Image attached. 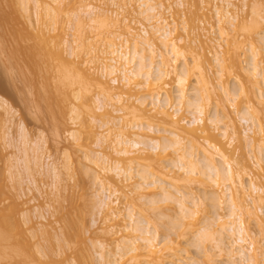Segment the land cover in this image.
<instances>
[{"label": "bare ground", "instance_id": "obj_1", "mask_svg": "<svg viewBox=\"0 0 264 264\" xmlns=\"http://www.w3.org/2000/svg\"><path fill=\"white\" fill-rule=\"evenodd\" d=\"M8 1L15 18L23 20L28 31L26 32L31 33L29 36L32 39H35L34 34L39 21L42 25L40 31L48 36L49 43L52 42L54 37H51L50 33L57 30L58 23L56 12L54 15V5L62 3V0ZM110 1L125 14L121 15L118 10L105 11L98 6L104 0H96L97 4L91 3L93 2L91 0L83 5L79 12L73 14L80 24H83L84 20L87 23L88 20L91 25L94 23L100 25L99 27L95 25L97 31L99 29L96 31L98 33L96 38L101 37L100 40L104 37L102 34H108L101 45L88 42L86 44L81 38H79L81 41L72 42L62 35L61 38L59 35L56 36V42L45 52L46 55L52 53L58 62L53 77L57 82L55 87L57 93L51 95V90H48L43 97H37L39 102L37 106H44L49 113L59 104L64 112L68 106L66 103L69 105L73 103L69 110L71 121L75 125L80 124L79 126L92 134H99L96 130L98 127L105 128L107 135L105 132H102L104 135L95 134L96 146L101 148V151L86 158L88 163H91V170L93 169L96 196L99 198L97 207L104 212L102 224L105 225L103 232L107 239L106 242L97 244L101 264H216L217 257H211L212 253L215 254L214 249L219 251L218 255L228 258V264H264V207L261 206H264V29L257 31L259 26L260 28L263 26L264 22H261L264 21V16L257 23L258 20L253 18L257 16L258 11H252L254 17L252 16L251 22L258 24L257 28L253 23H250L252 26L246 25L242 28L240 34L243 40L240 41L237 35L240 23L236 22H245L242 16L245 11L240 5L244 3V6H247L246 0L242 3L240 0H219L222 5L216 3L211 6L214 11L211 15L214 16L209 15V10L204 12L203 9V13L199 14L198 11L201 10L194 8L197 12L194 10L193 15L199 18L207 17L212 21L214 17L217 27L212 23L213 31H210L209 28L205 29L206 24L201 28L200 23V26L192 29L195 37L191 38L197 39L203 47L210 43L212 35L218 36L213 37L217 48L222 49L221 42L227 43L228 47L224 46L227 48L224 59H221L222 55L220 56L219 50H216L217 56L213 59L215 63L213 64L216 65L215 74L219 77H224L225 74L227 75L225 79L230 76L235 77V80L247 78V81L240 83L241 86L238 84L240 87L236 91L227 84L215 83L216 77L214 78L213 73L215 68H212V61L205 54L206 51L195 50L191 46L196 43L195 40H188L185 44L182 34L178 33L179 27L165 17V13L172 10L178 13L184 6L183 0ZM200 1L199 4H195L197 0H194V4L190 3L191 10L193 6H200L201 3L207 9L210 2L215 0ZM133 2L136 3L134 5L136 8L132 7ZM2 3L0 0V12L4 13L5 9L1 10ZM33 11L37 16L36 24L31 19ZM179 12L182 13L181 10ZM134 13L137 20L136 16L133 17ZM99 15L105 16L100 22H98L100 18L96 20ZM139 16L147 21L148 25L139 21ZM193 17L195 16L189 18ZM191 19L189 21L193 20ZM189 21L186 22L187 25ZM137 23L139 28L135 26L136 29L134 25H138ZM235 25L237 29L234 31L232 27ZM241 25L243 27V24ZM2 26L1 48L3 41L6 40L4 36L9 32L5 33V30L11 28L5 23ZM87 26L90 25L83 27ZM110 26L115 27L114 30L110 29ZM182 27L181 30L185 32L187 26L182 24ZM16 28L21 31L17 35L14 34L16 37L10 33L12 43L16 42L13 44L14 48H8L9 35L6 40L9 42L6 43L8 47L4 45L5 43L3 45L12 50V53H16V55L13 53L16 64L17 59L20 61L21 50L24 52L26 50L34 64L33 72L38 71L36 67L41 62L44 49L35 41L32 45L30 43L25 46L22 36L26 32L24 31L22 36L19 35L24 27ZM33 29L36 30L32 31ZM119 29L120 33L117 31ZM187 29L190 35V27ZM205 38L206 41L210 40L207 45ZM121 40L122 42H118ZM181 42L183 44H180ZM5 50L1 55L6 52ZM242 51L245 53L244 57L247 55V60H241ZM82 55L88 56V60H81ZM14 61L15 58L12 62ZM18 67L22 70V67ZM23 75L25 76L24 72ZM95 90L98 93L94 107L90 104L92 113L91 121L88 122L89 119H81L82 113L79 108L84 105L85 92ZM70 97L80 103L74 104V101L70 103ZM213 97L217 101L214 107H211ZM243 100L248 104L245 107L241 106ZM6 101L0 97L1 108L8 105ZM116 103H120L122 108H115ZM9 107L8 105L5 108ZM109 109L115 114L127 110L131 115L130 121L132 120L129 123L132 124H126L120 116H112ZM9 110L10 108L7 111ZM102 111V114H97ZM187 114L190 118L185 116ZM107 115H111L112 118L97 119L98 116ZM262 133L263 139L258 140L256 136ZM69 134L74 144L78 142L76 131L73 130ZM109 135L114 136L112 140ZM242 135L251 147L248 157L241 151ZM237 141L240 153L236 156L235 149L238 147H232ZM70 157L67 155L68 163L65 164V160L64 166L61 165L69 170L68 175L71 171L73 173L72 167L69 166ZM56 165H53L54 168L51 167L53 177L56 181L63 180L59 177L63 176L66 170L63 169L65 172L62 174L60 173L62 169L58 172L59 167ZM29 169L30 176L33 177L34 174L31 172L34 170L33 166ZM0 182L3 184L1 180ZM196 182L204 185L206 188L204 194H197L201 191L200 188L196 192L195 187H190V184ZM3 185L0 186V194L4 193ZM204 187L202 189H205ZM3 201L4 199H0V264H52L42 262L38 258V253L33 252L28 244V238L21 229V223L10 213L9 207L4 205ZM77 209L75 211L82 212ZM169 211L171 214L174 213L171 215ZM201 212L204 214L207 212L206 220L203 213L202 217L199 216ZM209 213L214 215L212 219L208 217ZM77 219L79 221L80 217ZM64 221L67 222L66 218L63 220L66 229L64 231L62 229L64 234L62 232V238L58 239L62 245L59 244V247L64 248L63 251L71 248L74 250L77 248L74 244L79 247L83 243L80 238L84 239L82 230L84 228L79 222L80 225L78 224L74 232L73 229L70 230L72 221L67 224ZM81 221L83 222L82 218ZM190 236L193 237V243L195 240L198 242V248L203 252V256L205 255L202 262L184 256L187 250L182 248L183 240ZM209 246H212L214 252L209 250ZM84 252L86 253L85 250ZM81 253L77 264H90V253L82 255ZM47 255L49 256L46 252Z\"/></svg>", "mask_w": 264, "mask_h": 264}, {"label": "rangeland", "instance_id": "obj_2", "mask_svg": "<svg viewBox=\"0 0 264 264\" xmlns=\"http://www.w3.org/2000/svg\"><path fill=\"white\" fill-rule=\"evenodd\" d=\"M2 1L5 5V7L7 6L6 7L7 9L4 7V5L2 3L3 6L1 5V8H2L1 10L5 9L4 13L6 12L5 14H7V16H9V14L11 15L8 17L9 18V20H8L7 16L4 15V13H2L3 11L0 12V14L2 13L0 16L2 17V15H3L5 17H2V18L7 19L5 21V19L2 20V18L0 17L1 26L4 25V23H5V25H7V27L11 26V28L8 27V28H10V30H5L8 28H5L6 26H4L5 33H7V31H9L8 32L9 34L7 33L6 36H4V37H6V40H7V37L9 35L10 39L8 38V41L10 40L11 44L8 41L6 42V40H5V42L3 41V43H5L4 45H6V43H9L7 45H10V46L9 47L7 45L6 46L8 48L11 47L13 49L15 46V45L13 46V44H15L16 42L14 41L15 43H12L13 41H11V36L12 35L15 36V35H17L18 32L19 33L21 32L16 27H20L19 29L24 27V30L22 31V33L19 34L20 36H22L23 33H25L27 30L25 29V25H24L23 20H20L17 17L15 18V15L13 13V9H12L9 1L8 0H6V1L2 0ZM39 1L42 2L44 0H39ZM90 1L89 0H85V1L84 0H62L61 1L62 3L57 4L56 6L54 5V15L56 12L55 17H57L56 19H57L58 23L56 24L57 30L52 31L50 33V36L54 37V39H52V42L49 43V41H47L48 36H45L40 31V29L42 28L41 27L42 25H41V23H39V21L36 25L37 31H35L36 29L32 30V31H35V33H36V34H34L35 39L34 38L32 39L29 36L31 33L28 34L27 33L28 31L26 32L27 34L25 33L22 36V40H23V43L25 42V46H27V44H30V43L32 45V43L35 41V43H38L44 49V51H42L43 52L42 54H44V55L41 56V62L36 67L38 69V71L33 72L34 71V64H33L32 59L27 55L26 50H25V52H24V50L23 51L21 50V52L19 51L20 52L19 54H21V55H19L20 61L17 59V64H16V57H14V55H13V53H15V52L12 53L11 52L12 50H10L11 48L9 50H8V48H5L3 43H2V48L4 46L3 50L0 47L2 51H4L6 49L5 50L6 52H3L4 53L3 55H1L2 51L0 50V55L3 58V59H1V57H0V97L7 100L6 103H8V105L10 106L9 111H7L9 108L8 109L5 108V107H8V105H6L3 108L0 107V180L2 181V183L4 185L1 184V182H0V184L3 185L4 189H5L4 190L5 194L4 193L0 194V199H4V201H3L4 205L9 207L10 213L16 218V220H19V222L22 225L21 229H23L25 236L28 238V244L32 247L33 252H35L36 254L38 253V258L44 263L77 264L79 253L82 252L84 254H87V252H88V254L90 253L89 257L91 256L90 257V259H91L90 264H101V257H100V254L98 253V250H97V244H99L100 242H106V239H107L106 235L103 232L105 225L102 224V218H103L104 212L102 213V210L100 211V208H98L99 205H97V203L99 202V198L96 196L97 195L96 191H95L96 188L94 185L95 181H94L93 175H92L93 169L91 170V163H88V161L86 159L88 156L95 155L97 151H99V150L101 151V148L97 147L96 143H95V139H96L95 134H98V133H95L96 131H93L95 134H92L86 128L79 126L80 124L75 125L71 121L69 110L73 104L72 102L74 101V98L71 99V97H70L69 102L72 104L69 105L68 103H66V105H68V106L65 108L66 110L64 109V112L62 111L63 107H61L60 104L58 106L54 107L53 112H50V113L48 111H46L47 109H45L44 106H42V105L37 106V102H38L37 97H43L44 95L47 94L48 90H51V95L55 94V92L57 93V91L55 90L57 82L53 77H54L55 67L57 66L58 62L52 53L46 55L47 48L49 50V46L52 47L54 42H56V40H57L56 36L57 35H59L60 38L62 35L63 37L67 38L68 40H70L72 42H74L75 40L77 42L84 40V43H86V44L88 42V43L96 44L97 46H98V44L101 45V42L102 41L104 42L105 39L107 38L106 37L108 35L107 33L104 35L102 34V36H104L105 38L103 37L100 40H99V38H101V37L96 38V36H97L96 34H98V33H96L97 27H95V25L99 27L100 26L99 24H95V23L93 24L92 23L93 25H91V23L88 22V20H87L88 24L85 22V20H84V22L82 21L83 24H80L79 21H76L74 15H73L74 13L79 12L82 9V6L87 4V2L89 3ZM92 1L93 2H91V3H93V4L98 3V2H95L96 0H92ZM242 1L243 0H240L241 3H242ZM246 1H245V3L247 4V6H244L245 5L244 3H242L243 4V6H242V4L240 2H238L239 5L241 4L240 7H242L243 11L246 12V13L244 12L245 14L243 13V11H242L243 14L240 13V15L242 14V16L244 17L245 22H243V21L236 22V24L240 23V26H241V27L238 26V30H237V31H239V33H237V35H238L240 41L243 40V38L241 37V34H240L241 33L240 30L242 28H244L246 25L252 26L250 23L254 24V21L251 22L252 21L251 18L254 17L253 16L254 15L253 10H256V11H258V13H260V14L257 13L258 17L255 16L253 18V20H255V19L258 20V22L256 21L257 23H259V21L262 20L261 18L264 16V0H246ZM41 2H39V4H41ZM198 2L200 3L201 1L197 0V2H195V4L196 3L199 4ZM134 3L135 2H133L132 7H134V5H136V3L135 4ZM183 3H184V6L180 8V10L182 12L181 14H179L180 10H178V13H176V12L174 13V11L172 10L170 12H166L165 17L169 20V22H171V23L175 22L176 26L179 27L178 30H180V31H178V33H180V35L182 34L181 36L184 39L185 44H187L188 40H195L196 43L191 45V46L193 48H195V50H198L199 52L203 51V50L206 51L205 54L208 56L209 60L211 59L212 68L214 69L216 65H214L215 63H214L213 59L215 58V56H217V55H215V53H216L215 51L219 50L218 52H219L220 56L222 55L221 59H224L223 56L226 55L225 53L227 50V48H225L226 47L225 45H227V43L224 42V43H226V44H224L223 42H221V45H223L222 49H221V48H217L216 42L214 41V38H213V37H218L217 35H215V36L212 35L210 37L212 39L211 41L209 39L206 41V38H205V42H206L205 45H207V42L210 41L209 44L214 48V50H212L213 48H211V46L209 44L207 46L210 48H208L207 46L203 47L201 42H198V40L195 38H191V36L195 37V33L193 32L192 29L196 28V26H200V23L202 24L201 28L205 27L204 24H206L207 27H205V29H208V28L211 29L212 23H214L213 26L217 27V25H215L217 23H216V19L214 20V17H213V21H212V19L209 20L207 17L199 18L198 16L196 17V15H193V14H195L194 10H196L194 8H197V10H199V9L201 10L200 12L198 11L199 14L203 13L202 12L203 9H204V12H207V10H209L210 11L209 15L214 14L213 8L211 6L213 4H216V3L222 5L223 3H221L219 0H215L213 2H210L211 4H209V7H207V9H205L201 3L200 6L199 5H196V7L193 6L192 10H191L192 5L190 6V3L194 4V0H183ZM6 4H8V5H6ZM98 6H100L102 9H105V11L110 10L109 12H111L112 10L113 11L118 10L121 12V15L125 14V12L122 9H118L117 6H113V4L110 0H104V2L101 3V5L99 3ZM197 6H199V8ZM55 7H56V9H55ZM136 7L137 6H135L134 8H136ZM208 8H212V9H208ZM189 10H191L192 12ZM197 10H196V12H197ZM211 10H212V12H211ZM8 12H9V14H8ZM190 12H191V14H190ZM32 13L33 14H32L31 19L34 20V22L36 24V22H37L36 17L37 16H36V14H34V11ZM101 14L103 15V13H101ZM134 14H133V17L136 16L135 19L137 20V15L136 14L134 15ZM102 15H99L98 19L96 18V20H99V18H100V20L98 22H100L104 19L105 16H102ZM188 16L189 17L195 16V17H193L192 18L193 20H192ZM211 16H214V15H211ZM10 18H12V20ZM140 18L138 19L139 21H141L143 24L148 25L147 21L143 20L142 17H140ZM187 18H189V20L191 19L194 22L189 21ZM21 19H22V17H21ZM185 19L189 21L188 25L186 24V22H188V21H185ZM199 19H201V20L205 19V21L202 20V22L204 21L205 23L204 22L202 23L201 20H199ZM16 20H18V21H16ZM19 20H20V23H19ZM209 21H211V23ZM190 22L193 24H190ZM263 22L264 21H262L261 23H263ZM96 23H97V21H96ZM246 23H248V24H246ZM69 24H71V25H69ZM133 24L134 23H131V25H133ZM182 24L185 25V27L186 26L190 27V29H189V31L191 32L190 35H189V32L186 31V30H188L187 27L185 28V32H184V30H181L183 28ZM241 24H243V27ZM255 24L253 26H255V28H257L258 24L257 25H255ZM82 25L83 26L84 25H90L91 27L90 26H89L90 28L88 26L83 27ZM171 25L173 26L174 24H171ZM262 25H263L262 28H260V26H259L257 28L258 29L257 31H260L259 29H262L261 31H263L264 23ZM1 26H0V28H1ZM135 26L138 27L139 24L134 25V28H136ZM75 27H77V29H75ZM180 27H182V28H180ZM114 28H112V26H110V29L114 30ZM236 29H237V25L232 27V30L235 31ZM0 31H1V33H3L1 29H0ZM98 31H99V29H98ZM117 31H119L118 33H120V29ZM210 31H213V29H211ZM78 34L80 37L78 36ZM180 35H177V36H179V38H181ZM183 36L186 37L187 40ZM209 36H210V34H209ZM24 37H26V38H24ZM79 38H81V40H79ZM240 38H242V39H240ZM12 39H15V38L12 37ZM26 39H27V41H26ZM3 40H4V38H3ZM1 41L2 40H0V43H1ZM118 42H122V40L118 41ZM180 44H183V42H181ZM227 47H228V45H227ZM224 49H225V51H224ZM205 51H203V52H205ZM9 52L12 54V56H10ZM243 54L245 56V53H243V51H242V57H244ZM246 54H247V52H246ZM15 55H16V53H15ZM82 56H83V58H81V60L82 59H85V61H86V59L88 60V58H87L88 56H86V57H84V55H82ZM242 57H241L242 61L248 59L247 55L244 58H242ZM10 58H11V61L9 62ZM14 58H15V61L12 62ZM17 58H18V54H17ZM189 60L191 61V58ZM18 61L21 63L19 64ZM44 61H46V62L43 63ZM191 63H193V62H191ZM222 65H224V64H222ZM18 66L22 67V70L25 73V76L23 75L21 68H19ZM17 69H19L22 72V75L20 74L21 72L19 71L20 72L19 73ZM213 69L211 70L212 72H213ZM12 72H15V73H12ZM215 72H216V68L214 69V72H213L214 78L216 77L215 83L227 84V86L229 85L231 87V89H234L236 91L241 86L240 83L242 84V81H244V82L247 81V78H245V77H242L243 79H236L235 80V77H232V76H230V78L226 77V79H227L226 80L225 76H227V75H225L224 72H223L224 77L217 76V74H215ZM19 74H20V78H19ZM14 77L15 78L17 77V79H15ZM30 79H31L32 83H31V81L28 82V80H30ZM224 80H226V82ZM238 84L240 86H238ZM75 88L76 87H73V89H75ZM77 88H78V86H77ZM93 91H94V89H93ZM93 91L92 92H89V91L85 92V97L83 99L84 105H82L79 108L80 112L82 113L81 119L82 120L89 119V121L87 120L88 122L91 121L90 118H91V113H92L91 110L92 109H90V108H92V106L94 107L95 97L98 93L97 90H95V92H93ZM36 98H37V100H35ZM213 98L214 99H213V102L211 104V107H214V105L216 104V101H217L215 99V97H213ZM245 101L246 100H243L241 106L245 107V105H248V104H246L247 102H245ZM75 103L79 104L80 102L74 101V104ZM38 104H39V102H38ZM114 105H116V106H114L115 108L116 107L122 108L120 103H116ZM109 110H110V113L112 114V116H120L123 118V121L126 124H129V125L132 124V123H129L132 120L130 121L131 115L127 112V110H124L120 114H115L112 109H109ZM7 112H9L8 115H7ZM102 113H103V111L97 112L98 115L102 114ZM112 116L111 115L110 116L109 115L98 116L97 119L109 120L112 118ZM185 116L188 117L189 115L187 114ZM233 116H235V114H233ZM188 118H190V117H188ZM95 129H93V130H95ZM73 130L76 131V133L79 137L78 142L76 141L75 144L70 139V134H69ZM96 130L99 132V134L102 132H105V134H106L105 128L101 129L100 127H98ZM109 134H111V133H109ZM98 135H96V137ZM102 135H104V134L102 133ZM261 135H263V133L260 135L258 134L256 136L258 138V140L263 139V137ZM113 137L111 135L110 139ZM110 143H111V141H110ZM238 144H239L238 141L235 142L233 144L232 148L238 147ZM241 144H242V150L241 151L248 157L250 154L249 151H250L251 147L248 146L247 141L244 139L243 135H242V143ZM235 150H236V156H237L240 153L239 152L240 149L238 147ZM67 155L71 156L70 157L71 159H69V162L71 161L70 162L71 165H69V166H70V168L72 167V169H73V173L71 171L72 175L69 172V174L71 176L68 175V173H67L69 170L62 167V166H64L63 164H64L65 160H66L65 164L68 163L67 162L68 160L66 159ZM54 164L55 165L57 164L56 166L59 167L58 172H59V170L62 169L60 171V173L62 172V174L66 170V172L63 174V176H61L62 175L61 174L60 175L61 177H59V178L63 179V180L59 179V181L61 180L60 181L61 184L58 180H57L58 181L57 182L55 180V178L53 177V169L52 168H54L53 167ZM28 165H29V167H28ZM31 166H33V168H34V170H33L34 172L31 171L34 174V176L32 174L33 177L30 176L31 173H30L29 168ZM27 167H28V169H27ZM63 169H65V170H63ZM27 170H28V172H27ZM31 170H32V168H31ZM66 173H67V175H66ZM193 184H190V187H195L194 190L196 192L198 191L199 188L201 191L204 190L202 193H201V191L197 192V194L201 195V194H204V192H206V188L204 187L203 184L201 185L200 183H197V182L194 185ZM203 187L205 189H202ZM209 192H210V190H209ZM260 205H258V206H260ZM261 206L264 207L263 205H261ZM77 207H78V209H77ZM75 208L77 210L82 211V212L78 211L79 213H81L80 215L82 217L79 216V213L77 211H75L76 210ZM136 211L139 212L138 210H136ZM209 211L211 213V208ZM173 213L174 212H172V214ZM202 213L203 212H201L199 214V216L202 217L204 215L203 218L205 219L207 217V212H205L206 215L204 213L202 215ZM210 213L208 214V217H210V219H212L214 215L212 216V215H210ZM65 214H67V215H65ZM146 214H148V213H146ZM170 214H171V212H170ZM76 215H78V216L76 217ZM64 216H67V217H65L67 222L64 221V222H66V224L70 220L72 221V223H71L72 225L70 226V228H71L70 230L73 229V231L76 232V229L78 228V224L80 225L79 222H81V224H82L81 227L83 226V228H84V229H82V230H84L83 231L84 232L83 233L84 239L80 238V240H83V243H82V245H79V247L77 246V244H74V245H76L75 247H77L74 250H73V248L70 247L71 250L68 249L66 251H63L64 248L62 249V247H61L62 245L58 241V239L60 240L62 238L61 234L64 231V229H66V228H64L66 225L64 226V223H63V220H65ZM79 217H80V220L78 221L77 218H79ZM81 218H82L83 222L81 221ZM202 221L204 222V220H202ZM62 226H63V228H62ZM253 227H254V225H253ZM255 228L256 227H254V229ZM62 229H63V231H62ZM73 231H71V233ZM163 232L164 231H162V233ZM63 234H64V232H63ZM164 234L166 235V232ZM164 234H163V236H164ZM187 238L184 239L185 242L183 240V243H184L183 246L184 247H182V248L184 250H187V252L184 253L185 254L184 256L189 257V259L190 258L191 259L195 258V260L199 259V261L202 262L204 259L203 257L205 255L203 256V252H201L200 251L201 249L198 248V245H199L198 242L195 240V242L193 243L194 240H193L192 236L187 237ZM258 238L260 239V237H258ZM80 240H78V242ZM189 241L192 242L193 244L189 243ZM227 242H229V240ZM59 244L61 245L60 247H59ZM207 244L211 245V243L210 244L206 243V245ZM209 247H210L209 250L210 249L212 250V246H209ZM49 248H51V250ZM84 250L86 251V253L84 252ZM214 250H215V252L213 250L212 251L215 254L213 255L212 251H211L212 254L211 253L210 254H211V257L212 256L217 257L216 260L218 263H216V264H226V263L228 264V262H227L228 258L225 256H223V257H225L226 259L223 258L221 255H218L219 254L218 250H216V249H214ZM46 252H47V254H49V256L48 255L46 256ZM82 253H81V255H82ZM215 255H217V256H215ZM222 255H224V254H222ZM89 257H88V259H89ZM205 259H207V258H205ZM192 260H194V259H192Z\"/></svg>", "mask_w": 264, "mask_h": 264}]
</instances>
